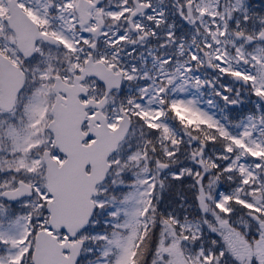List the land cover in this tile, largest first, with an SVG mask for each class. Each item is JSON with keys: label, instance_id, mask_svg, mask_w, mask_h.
<instances>
[{"label": "snow or ice", "instance_id": "snow-or-ice-1", "mask_svg": "<svg viewBox=\"0 0 264 264\" xmlns=\"http://www.w3.org/2000/svg\"><path fill=\"white\" fill-rule=\"evenodd\" d=\"M0 264H264V0H0Z\"/></svg>", "mask_w": 264, "mask_h": 264}]
</instances>
